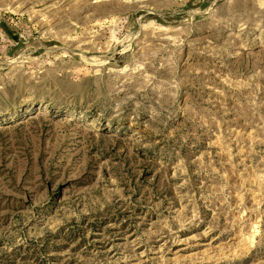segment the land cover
<instances>
[{
	"label": "rangeland",
	"instance_id": "rangeland-1",
	"mask_svg": "<svg viewBox=\"0 0 264 264\" xmlns=\"http://www.w3.org/2000/svg\"><path fill=\"white\" fill-rule=\"evenodd\" d=\"M0 264H264V0H0Z\"/></svg>",
	"mask_w": 264,
	"mask_h": 264
},
{
	"label": "bare ground",
	"instance_id": "bare-ground-1",
	"mask_svg": "<svg viewBox=\"0 0 264 264\" xmlns=\"http://www.w3.org/2000/svg\"><path fill=\"white\" fill-rule=\"evenodd\" d=\"M49 12V11H48ZM52 14V13H51Z\"/></svg>",
	"mask_w": 264,
	"mask_h": 264
}]
</instances>
